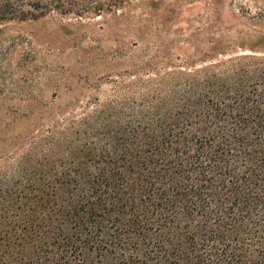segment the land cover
Instances as JSON below:
<instances>
[{
	"label": "trees",
	"instance_id": "obj_1",
	"mask_svg": "<svg viewBox=\"0 0 264 264\" xmlns=\"http://www.w3.org/2000/svg\"><path fill=\"white\" fill-rule=\"evenodd\" d=\"M130 1L0 0V25ZM136 87L0 152V264H264V58Z\"/></svg>",
	"mask_w": 264,
	"mask_h": 264
},
{
	"label": "rangeland",
	"instance_id": "obj_2",
	"mask_svg": "<svg viewBox=\"0 0 264 264\" xmlns=\"http://www.w3.org/2000/svg\"><path fill=\"white\" fill-rule=\"evenodd\" d=\"M156 1L0 25V152L94 100L135 101L138 81L158 72L264 58V0Z\"/></svg>",
	"mask_w": 264,
	"mask_h": 264
}]
</instances>
